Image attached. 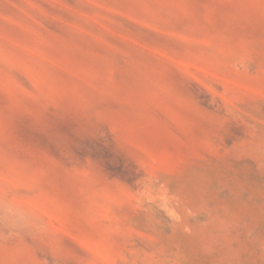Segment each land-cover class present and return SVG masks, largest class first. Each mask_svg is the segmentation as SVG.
I'll use <instances>...</instances> for the list:
<instances>
[{
	"label": "rangeland",
	"instance_id": "374dc122",
	"mask_svg": "<svg viewBox=\"0 0 264 264\" xmlns=\"http://www.w3.org/2000/svg\"><path fill=\"white\" fill-rule=\"evenodd\" d=\"M0 264H264V0H0Z\"/></svg>",
	"mask_w": 264,
	"mask_h": 264
}]
</instances>
